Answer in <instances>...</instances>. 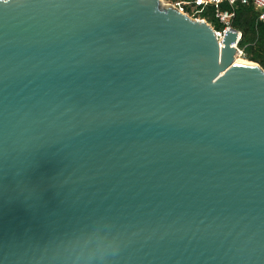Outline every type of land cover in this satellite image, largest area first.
<instances>
[{
	"label": "water",
	"instance_id": "obj_1",
	"mask_svg": "<svg viewBox=\"0 0 264 264\" xmlns=\"http://www.w3.org/2000/svg\"><path fill=\"white\" fill-rule=\"evenodd\" d=\"M159 0H0V264H264V69Z\"/></svg>",
	"mask_w": 264,
	"mask_h": 264
},
{
	"label": "trees",
	"instance_id": "obj_2",
	"mask_svg": "<svg viewBox=\"0 0 264 264\" xmlns=\"http://www.w3.org/2000/svg\"><path fill=\"white\" fill-rule=\"evenodd\" d=\"M177 0H169L173 2ZM221 8L224 10L226 5ZM259 12L254 9L252 3L237 5L235 16L230 21V27L241 33L237 47L243 52V59L257 63L264 69V22L258 20ZM202 16L212 24L217 31L224 29L214 17L211 8H207Z\"/></svg>",
	"mask_w": 264,
	"mask_h": 264
},
{
	"label": "built area",
	"instance_id": "obj_3",
	"mask_svg": "<svg viewBox=\"0 0 264 264\" xmlns=\"http://www.w3.org/2000/svg\"><path fill=\"white\" fill-rule=\"evenodd\" d=\"M168 3L169 4L166 3L167 6L177 9L180 13L189 18L205 22L209 25L211 24L202 14L207 8H211L213 17L225 26L224 29L230 28V21L235 16V10L238 4L248 5L252 3L254 9L259 12L258 20L264 22V0H177ZM223 4L226 5L224 10L221 8ZM223 30H215L218 38L221 37ZM236 54L240 57L243 56V52L238 47H236Z\"/></svg>",
	"mask_w": 264,
	"mask_h": 264
},
{
	"label": "bare ground",
	"instance_id": "obj_4",
	"mask_svg": "<svg viewBox=\"0 0 264 264\" xmlns=\"http://www.w3.org/2000/svg\"><path fill=\"white\" fill-rule=\"evenodd\" d=\"M159 2H160V6H162V7H166L167 6L166 3H164L162 0H159ZM235 64L255 65V64H253V63H251V62H249V61H247V60H245L243 58H237V60L235 61Z\"/></svg>",
	"mask_w": 264,
	"mask_h": 264
},
{
	"label": "rangeland",
	"instance_id": "obj_5",
	"mask_svg": "<svg viewBox=\"0 0 264 264\" xmlns=\"http://www.w3.org/2000/svg\"><path fill=\"white\" fill-rule=\"evenodd\" d=\"M164 3H167V4H169L168 2H169V0H162ZM210 23V22H209ZM211 24V23H210ZM212 25V24H211ZM237 58H243L242 56L240 57V56H237Z\"/></svg>",
	"mask_w": 264,
	"mask_h": 264
}]
</instances>
